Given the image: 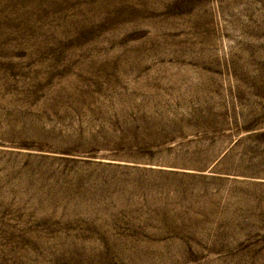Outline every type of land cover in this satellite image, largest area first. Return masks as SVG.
I'll list each match as a JSON object with an SVG mask.
<instances>
[{
	"label": "rangeland",
	"instance_id": "obj_1",
	"mask_svg": "<svg viewBox=\"0 0 264 264\" xmlns=\"http://www.w3.org/2000/svg\"><path fill=\"white\" fill-rule=\"evenodd\" d=\"M0 264H264V0H0Z\"/></svg>",
	"mask_w": 264,
	"mask_h": 264
}]
</instances>
